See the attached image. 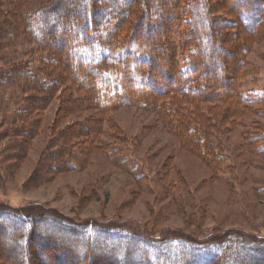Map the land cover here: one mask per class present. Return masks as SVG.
Listing matches in <instances>:
<instances>
[{
	"label": "trees",
	"instance_id": "16d2710c",
	"mask_svg": "<svg viewBox=\"0 0 264 264\" xmlns=\"http://www.w3.org/2000/svg\"><path fill=\"white\" fill-rule=\"evenodd\" d=\"M21 1L20 25L9 13L0 22V61L5 60L0 66V112L5 106L15 124L35 121L61 87H72L97 111L92 123L81 122L55 142L66 145L98 133L93 127L109 110L141 106L155 110L187 145L208 155L216 143L211 134L239 121L248 113L247 104H259L246 103L240 82L247 42L264 40V0ZM54 17L61 18L59 23H52ZM16 35L39 42L46 55L36 65L31 59L7 60L11 54L2 52ZM205 100L217 105L198 111ZM66 101L58 117L79 109L81 101ZM188 104H195V111ZM22 130L15 132L25 139L34 133L33 128ZM25 139L13 147L20 149ZM248 139L251 145L261 140L258 149L264 150V132ZM65 154L51 169L80 167L70 152ZM39 172L32 181H38ZM0 232V238L13 234L21 258H6L7 264H29L25 256L33 243L36 264H264V236L237 229L202 238L146 235L124 222L70 221L11 206L0 209ZM65 240L82 247L81 255L75 247H61Z\"/></svg>",
	"mask_w": 264,
	"mask_h": 264
},
{
	"label": "rangeland",
	"instance_id": "374dc122",
	"mask_svg": "<svg viewBox=\"0 0 264 264\" xmlns=\"http://www.w3.org/2000/svg\"><path fill=\"white\" fill-rule=\"evenodd\" d=\"M22 5L21 0H0V22L9 13L19 26ZM55 20L57 24L61 18L54 17L52 23ZM24 37L16 35L12 46L2 53L11 54L6 57L11 62L31 59L29 63L36 65L46 55V48ZM247 43L240 84L246 103L259 104H247L248 113L239 121L223 124L211 134L209 138L216 142L209 150L212 158L187 145L155 110L141 106L109 110L93 127L98 133L66 145L55 142L62 135L68 137L81 122L92 123L97 114L72 87H61L35 121L27 118L21 125L5 114L3 106L0 209L12 206L34 213L51 212L70 221L124 222L146 235L202 238L237 229L264 236V150L258 149L261 140L248 143L250 135L264 132V40ZM4 63L0 61V66ZM69 97L81 101L79 109L58 117ZM213 104L217 105L205 100L198 111H211ZM186 106L195 111V104ZM30 128L34 133L26 139L15 132ZM23 139L20 149L13 147V142ZM69 152L80 161V167L51 169ZM38 171L40 178L32 181ZM12 237V233H4L0 238V264H7L6 258L19 257ZM23 241L17 245L24 247ZM33 244L25 254L29 264H36L31 255ZM52 245L49 241V248L57 253ZM68 246L75 247L78 255L83 252L82 247L67 241L61 247Z\"/></svg>",
	"mask_w": 264,
	"mask_h": 264
}]
</instances>
